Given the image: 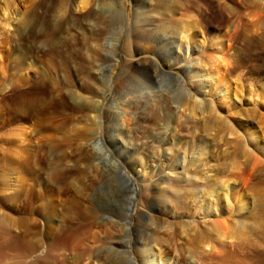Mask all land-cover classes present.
Masks as SVG:
<instances>
[{
    "label": "rangeland",
    "instance_id": "obj_1",
    "mask_svg": "<svg viewBox=\"0 0 264 264\" xmlns=\"http://www.w3.org/2000/svg\"><path fill=\"white\" fill-rule=\"evenodd\" d=\"M64 1L0 0V7L4 10V17L7 18V21H5L6 25L0 24V188L4 187V190H6L4 197H10V200L7 198L5 201L6 207L8 206L7 211L13 213L16 218L34 219L37 230H41L44 222L49 219L57 222L58 228L68 215H76L78 213V215L83 213L86 217L93 214L89 218L90 221L94 220L98 225L102 223L108 226L110 225V223L108 224L110 219L115 220L120 217L119 215L123 212L125 205V197L128 195L126 194L127 192L125 193L123 188L125 185H121V181L108 182L109 184L106 182L107 180L105 179L114 181L117 178L110 172L111 170L109 171V165L98 159L99 153L104 147L99 132H96L101 131L99 127L101 125L99 124L100 119L91 107L88 106L87 108L86 106V109H82L80 107L81 101L78 98V96H86L87 99L95 97V87L102 83L90 73V68L95 66L101 71L104 63L107 62L106 57L114 41L113 37L117 34L107 33L104 27L99 26L93 32L91 39L87 38L75 26L65 29L62 24L64 16L61 12V6ZM109 1L113 0H107V2ZM196 1L201 4L200 0ZM254 1L258 4L255 5ZM220 2L221 4L226 2L234 7V10L232 9L229 12L223 9L225 25L217 33L218 41H221L222 51L220 53L215 52V49L211 47L210 36L212 35L208 31L207 25L203 26L200 24V18H198L199 6L189 11L180 9L168 16L169 19L192 21L193 23L197 22V24L195 23L196 27L189 31H184V34L181 33L180 35L176 34V32L174 33L172 28L169 30V34L173 35L167 39H172V47L174 52L180 55L181 65L188 66L189 72L185 75V80L188 84L187 89L192 91L200 90L199 93L203 91L202 95L196 98L206 99L205 101H211L212 104L215 103V106L218 105L216 108L219 109V114L222 117L224 116L223 118L229 122L231 121L230 124L233 127L236 126L235 128L240 132L238 135L226 136V141H224L225 138L222 141L220 140L221 142H227V150L230 152L231 150L229 149H232L235 144L240 146L245 142V145H243L249 151L251 150L250 152L257 154L256 156L262 159L264 163V134L262 132L264 118L260 121L251 119L246 121L248 123L247 128L253 127L258 131V139L254 140V142L249 139L248 131L241 130L242 126L238 122L245 121L244 117L240 118L238 115L241 110L251 109L264 114V24L261 25V23H264V0L245 1L246 3L241 0H220ZM96 3V0H90L82 7L77 5L76 2H72V4H67V12H71L73 19L77 20ZM128 4V26H130L134 9L132 0H129ZM3 12H0V15ZM123 12L124 10H122ZM124 13L123 16L126 17ZM161 19L162 16L154 17L155 21ZM95 21L99 25V21L97 19ZM236 31L241 32L240 37L237 39L233 38ZM245 31H248L249 37L256 40V43L251 45V43L242 40L245 36ZM125 34L126 31L123 32V35ZM134 39L132 37L133 48L130 45L129 53H127L128 51H121L119 63V67H125L130 74L133 72L135 60L143 62L147 57H152V53L156 48V44L144 39ZM90 40L92 41L90 42ZM249 45L253 46V49ZM134 47H138V52L135 51ZM218 56L223 57V61L226 58L228 60L226 59L219 64ZM231 56L238 59L237 62ZM229 61L234 62L231 64L232 62L230 63ZM225 62H227V65ZM171 63H173L172 59ZM215 64H218L223 73L219 76L226 78L228 88H224L225 86L221 87L218 84V78L212 71V66ZM206 71V76L200 75ZM207 75L208 79L201 80ZM41 77H44V81L39 79ZM202 83L204 86H200ZM103 84H106L105 78H103ZM215 88L214 92L213 89ZM223 88L228 91V99L227 101L223 100L224 102H222L219 95V93L223 92ZM249 89H252L254 94L249 92ZM168 93L169 91L164 90L162 94L166 95L156 102V104L164 105L165 112L172 107L180 105V103H174L172 98H168L167 95H170ZM190 93L192 95V92ZM153 94L155 93H150L151 103H153L154 99H157V96L153 99ZM159 94L161 93H157L158 96H160ZM109 102L110 94L107 93L105 103L108 104ZM140 106H144L143 101H140L133 107L134 110H131L140 109ZM179 108L178 115L181 118H178L184 120L187 112L183 111L181 105ZM135 116H133L135 121L133 120L129 123L130 130L128 129L133 137L130 144L139 149V151H135L130 155L129 158L136 157L137 162L140 161L136 166V172L127 170L138 192V200H136L134 208L132 207V214H135L137 210L145 211L142 206V199L147 198L145 186L155 181V177L148 176L149 168L146 169L145 173H141V168L145 165L147 156H154L158 158L156 163L159 164V168L164 169V175L168 182L176 180L174 178L177 177L180 180H184L180 182V188L182 184L183 187L187 186V184L191 187L193 182L203 188L206 184V179L209 178L212 183V179L216 180L215 182L222 181L221 183L217 182L215 189L219 192L231 189L233 186H242L243 200L248 203L246 204L248 208L244 212V222L247 221L248 228H251L256 221H260L263 218L264 210L262 209L264 205H262L263 201L261 203L258 198H260L259 194L264 192V185L259 183V178L262 176L258 175L256 177L255 174L258 171L264 172L262 164L252 168V161L248 160L249 164H247V161L244 165L241 162L243 157H241L236 160V163L239 162L237 164L238 168H232L236 172L231 171L232 173L220 175L221 178L225 177L223 178L224 180L219 175L217 178V174L211 176L216 172L215 164L221 162L222 151L218 148L224 150L226 147L224 146L225 143H220L217 140L213 141L214 131L211 132L212 134L198 131L192 135L189 134L188 128L182 127L173 129L172 135H175L174 137L178 139L179 145H182L184 149H179L178 147L177 150H173V147L169 146L168 152L170 154L166 159H163L161 148L155 146L150 151L146 150V155H144L141 148L150 146L143 143L144 137L157 130L155 127L158 125L157 122L161 121L163 115L159 118L141 117L138 120L137 116ZM200 119H202L201 115H197L196 120ZM101 126L102 129H105L104 122ZM202 142L204 144L207 143L206 145L209 144V148H213V144L216 146L217 149L214 146V150H216L213 157L218 160L213 157L205 160L206 162H202V165L200 164L197 167L198 169L201 166L199 170L202 169L203 177L190 178V174H185L182 171V167L187 166L188 161L193 156H197V147H200ZM255 142H258L260 146H256ZM106 145L112 155L114 154V158L121 164L127 162L126 154L124 153L127 146L123 144L122 140H118L115 150L111 147L112 144L107 143ZM185 149L186 152L183 151ZM152 151L155 153L152 154ZM105 153L111 156L110 152L108 154L105 151ZM242 164L244 168L241 166ZM237 169H239V173ZM253 171L254 174L252 175ZM234 175L238 177L235 176L234 179ZM226 176L228 179H226ZM20 185L25 189L24 196L13 198V195H7L8 191H13L17 187L19 188ZM177 185L179 186V184ZM163 186L165 184L160 185V187ZM115 187L117 188L116 190L114 189ZM221 187L222 190H220ZM30 190L44 192V194L39 195V198L36 197V199L35 196L29 193ZM150 193L151 190L148 194ZM101 195L104 198H101ZM46 196L48 197L45 198ZM46 199L49 200L45 201ZM207 199L211 203L213 197L210 196ZM221 199L224 210H227L226 199L223 196ZM200 200L197 199L198 203L195 202L194 204H192V200H186L182 208L179 209H176L177 207L168 200L164 216L166 219L171 220L172 226H184L182 222L186 224L187 228L195 225L196 222L199 226L200 221L205 219L200 216L201 214L198 211H194L195 205L199 204ZM230 200L231 198L229 197L228 201ZM75 202L78 203V207ZM150 214L154 215V211H151ZM216 217L215 210L212 209V213L206 217L205 223L212 222L217 219ZM235 217H240V214H236ZM103 225L101 226L103 227ZM160 230L163 231L164 229ZM187 230L190 231L189 229ZM186 234V237H191L192 233L189 234L186 231L181 234L180 238L183 239ZM163 235L166 236V234ZM175 237L177 238L176 240H181L179 235ZM261 238H263L261 235L259 238H251L250 234L243 232L235 238H223L221 240L226 245L225 251L216 256L211 263L264 264L262 260L264 255L263 257L260 255L262 258H259V255L254 256V254L251 255L250 253L251 249L264 248V240ZM88 241L87 243H89ZM152 245L153 257L158 264H166L167 262L175 264L177 253L174 249L173 251L167 250L168 245L165 243L161 246H156L153 243ZM37 255L38 253L34 257ZM186 262L184 264H190L188 261ZM86 263L88 264L87 261ZM89 264L94 263L90 262Z\"/></svg>",
    "mask_w": 264,
    "mask_h": 264
},
{
    "label": "bare ground",
    "instance_id": "obj_2",
    "mask_svg": "<svg viewBox=\"0 0 264 264\" xmlns=\"http://www.w3.org/2000/svg\"><path fill=\"white\" fill-rule=\"evenodd\" d=\"M89 1L65 0L61 6V12L64 16L62 24L65 29L75 26L78 30H81L87 38H91L93 32L99 28V26L104 27L107 33L111 32L117 34L113 37L114 41L112 42L111 48L109 47L110 51H108L106 57L107 62L104 63L101 71L95 66L90 68V73L102 83L95 87V97L87 99L86 96H78V98L81 101L80 107L82 109H86V106L87 108L88 106L91 107L99 116V124L102 125L103 122L105 123V129H102V126L99 125L101 131H96L99 132L102 145H104V149H101L98 159H101L104 164L107 163L110 167L109 171L111 170L110 172H112L113 175H115V178H117L114 181L111 179H105L107 180V183H114L119 180L121 181V185H125L123 188L128 195L125 197L123 212L119 215V218L115 220L110 219L108 222L110 225L108 226L101 223V225H103L102 227L94 220V222L90 221L89 218L93 214L86 217L83 213H80V215H78V213L76 215H68L58 228L56 225L57 222L45 219L46 221L44 222L43 228L37 230L36 221L34 219L23 217L16 218L13 213L7 211L8 206L6 207L5 201L7 198L10 200V197H4L6 195V190L2 187L0 188V264H85L86 261L88 264L90 262L94 264H158L153 257L154 251L152 243L156 246H161L165 243L168 245L167 250L173 251L174 249L177 253V259L174 261L175 264H184L186 261L190 264H212L211 261L225 251L226 245L221 240L223 238H235L240 236L243 232L245 234H250L251 238H259L261 235L263 237L261 239L264 240V216L260 221H256L251 228H248L247 221L244 222V212L245 209L248 208V205L246 207V204L248 203H245V200H243L242 186H233L231 189L227 190H222L221 187L220 190L222 191L219 192L215 189L218 184L217 182L221 183L222 181L219 180L215 182L216 180L214 181V179H212V183L209 178L206 179V184L203 188L199 187L195 182H193L191 187L188 186L189 184L183 187V184L181 183L182 187L180 188V182L184 180H180L177 177L174 178L176 180L168 182L164 175V169L159 168V164L156 163L158 158L154 156H147V161L144 163L145 165L142 164L143 167L141 168V173H145L146 169L149 168L148 176L155 177V181L145 186L147 198L142 199V206L145 208V211L137 210L135 214H132L134 204L136 200H138V192L136 190V185L129 176L127 170L129 169L136 172V166L140 163V161L137 162L136 157L129 158V156L135 151H139V149H136L133 144H130L133 137L129 131V123L135 119L133 117L134 115L137 116V120L138 118L140 119L141 117L143 118L147 116L159 118L163 115V118H160L161 121L159 120V122H157L158 125L155 127L157 130L144 137L143 143L150 146H144L141 148L143 154L146 155V150L150 151L152 150V147L158 146L161 148V156L163 159H166L170 154L168 152L169 146L173 147V150H177L178 147L179 149H184L182 145H179L178 139L174 137L175 135H172V131L176 127L188 128L189 134L192 135L198 131H203L208 134H212L211 132L214 131L213 141L217 140L223 144L225 142L221 141L226 136L240 134L235 128L236 126L233 127L230 124L231 121L229 122L223 118L224 116L222 117L219 114V109L216 108L218 105L215 106V103L212 104L211 101V103L207 102L205 101L206 99L201 100L199 97V99L196 98L197 96L202 95L203 91L199 93L200 90L192 91L187 89L188 84L186 83L185 75L189 72L188 66L181 65L182 61L180 60V55L175 53L172 47V39H167L173 35L169 34L170 29L173 28L174 33L176 32V34L180 35L181 33L184 34V31H189L196 27L195 23L197 24V22L193 23L192 21L188 22L173 18L169 19L168 16L180 9L189 11L196 6H199L198 18H200V24L203 26L207 25L208 31L212 35L210 36L212 42L211 47L215 49V52L220 53L222 51L221 41H218L217 33L225 25L223 9L229 12L232 9L234 10V7L228 5L226 2L221 4L220 0H200L201 4L196 0H132L134 9L132 14L133 20L130 26H128L129 14L127 13L129 0H113L109 2H107V0H96L97 3L91 6L86 13L81 15L77 20L73 19L71 12H67V4L69 5L70 3L72 4V2H76L77 5L83 7ZM241 1L244 3L249 1L252 2V0ZM254 4L256 5L258 3L254 1ZM122 10H124L125 13H123L126 14V17L123 16ZM3 11L4 10L0 7V12ZM158 16H162V19L155 21L154 17L157 18ZM96 19L99 21V25L95 21ZM5 21H7V18L4 17L3 12V14L0 15V24L3 23V26L6 25ZM262 24L264 23H261V25ZM124 31H126L125 35H123ZM234 34L233 38L237 39L240 37L239 35L241 32L236 31ZM244 35L245 36L242 38L244 42L251 43V45L256 43V40L249 37L248 31H245ZM132 37L135 39H144L152 44H156V48L152 53V57H147L144 61L142 60L143 62L135 60L132 70L133 72L130 74L125 67H119V63L121 51L124 50L129 53L130 45L133 48ZM91 41L92 40H90V42ZM251 45H249V47ZM251 47L253 49V46ZM135 51L138 52V47L135 48ZM232 56L231 58H234L235 62H237L238 59ZM241 56L243 57V55ZM171 59L173 63H171ZM226 59H224V61ZM218 60V63L221 64L223 57L218 56ZM233 62L231 64H233ZM176 63H178V65H176ZM226 63L227 62H225V64ZM238 63L240 64V62ZM212 67L214 75L218 78V84H220L221 87L225 86L224 88H226V78H224V76H219L222 73L220 67L218 64H215ZM206 73L207 71L205 73L202 72L200 75L206 76ZM197 76L199 75L197 74ZM103 78L106 79L105 85L103 84ZM208 78L207 75V77H204V79L201 80H206ZM39 79L43 80L44 77ZM200 86H204L203 83ZM164 90L169 91L168 94L170 95H167L168 98H172L174 103H180L183 111L187 112L184 120H180L181 116L178 115V108L180 105L172 107L169 111L166 110L165 112L163 104H156L158 100L166 95L162 94ZM213 90L215 92L216 88ZM224 90L219 93L222 102L227 101L228 99V91ZM248 91L252 93L254 92L252 89H249ZM151 92L155 93L152 95L153 99L157 96V99H152L153 103H151ZM190 92H192V95ZM107 93L110 94V102L108 104L105 103ZM157 93H161L159 94L160 96H158ZM140 101H143L144 106H140V109L138 108L133 111V107L140 103ZM154 104L155 106L153 107ZM197 115H201L202 119L196 120ZM238 115L240 118L244 117L245 119L244 122L238 121L239 124H241L240 126H242L241 130L248 131L249 139L254 142V140L258 139V131L251 126V128H247L248 123H246V121L249 119L256 121L263 120L264 114L255 110L246 109L241 110V113H238ZM262 132L264 134V127L262 128ZM118 140H122L123 144H126L127 146V149L124 152L126 154L127 162L124 164H121L114 158V154L112 155V152L106 145L107 143L112 144L111 147L115 150ZM224 141H226V138ZM226 143L224 145L226 146L224 150L218 148L222 151L221 160L219 158L221 162L215 164L214 167L216 172L211 176L217 174L216 176L218 178V175L222 176L231 171L234 172L235 170L233 171L232 168H238L237 164L239 162L236 163V160L241 157L244 158V160L243 158L242 161L240 160L244 165L249 160L252 161V168L262 164V170H264L262 159L256 156L257 154L250 152L251 150L249 151L248 148L244 146L245 142L243 143L244 145H240L239 143L240 146L235 144L232 149H229L231 150L230 152L227 150ZM206 144L202 142L200 147H197V156H193L191 160L188 161L187 166L182 167V171L185 174H190V178H202L204 174L203 171H201L202 169L199 170L201 166L198 169L197 167L205 160L211 159L215 154L214 152L217 149L216 146L213 144V148L211 146V148H209V144ZM254 144L260 146L258 142H255ZM187 146L189 147V145ZM214 146L216 148L215 150ZM186 149L183 151L186 152ZM104 150L107 151L108 154L110 152L111 156L107 155ZM154 153L155 152L152 151V154ZM249 161L247 164H249ZM243 164L241 166H243ZM237 170L239 173V169ZM251 174L253 175L254 171ZM255 174L256 177L258 175L262 176L259 178V183L264 185V172L258 171ZM235 176L236 175H234V179ZM226 179H228L227 176ZM161 184H165V186L160 187ZM177 184H179V186ZM17 188L13 190L14 192L8 191L7 195H13V198H20L22 195L24 196L25 189L21 185L18 189ZM114 189L116 190L117 188L115 187ZM150 190L151 193L148 194ZM29 193L35 196V198H39V195L44 194V192H35L34 190H30ZM141 194L143 195V193ZM210 196L213 197L211 203L207 201V198ZM220 196H223V198L226 199L227 210H224L220 201L222 200ZM229 197L231 198L230 201H228ZM259 197V201L261 203L263 201L262 205H264V192H261ZM101 198L104 197L101 195ZM49 199H46L45 201ZM197 199L201 200L199 204L195 205L194 211H198L201 214L200 216L205 218L200 221L199 226L197 225V222L195 224L196 226L193 225L190 226V228H187L184 222H182V225L185 227L181 226L180 222V224L178 223L180 225H178L179 227L172 226L171 220L165 218L164 211L166 210V202L168 200L171 204L177 207L176 209H179L182 208V205L186 200H192V204H194L197 202ZM75 205L78 207L77 202H75ZM212 209L215 210L217 219L212 222L210 221V223H205L206 217L212 213ZM262 210H264V206ZM151 211H154V215L150 214ZM169 214L171 213L169 212ZM236 214H240V217H235ZM92 219L94 218L92 217ZM162 228L164 229L163 231L160 230ZM186 231L189 234L192 233L191 237H186V234L185 237L181 239V234ZM161 232L163 233L161 234ZM163 234H166V236ZM176 235H179L181 240H176ZM242 237L244 238V236ZM87 240H89V243H87ZM36 253H38V255L34 257ZM250 253L251 255L254 254V256L259 255V258H262L264 255V248L255 250L251 249ZM260 255H262V257H260ZM262 260L264 261V259ZM216 263L218 262L216 261ZM166 264L170 263L167 262Z\"/></svg>",
    "mask_w": 264,
    "mask_h": 264
}]
</instances>
